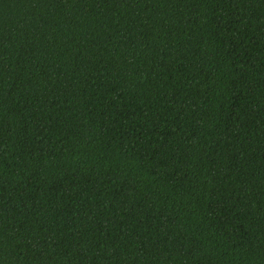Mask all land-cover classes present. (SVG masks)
I'll return each mask as SVG.
<instances>
[{
	"label": "trees",
	"instance_id": "trees-1",
	"mask_svg": "<svg viewBox=\"0 0 264 264\" xmlns=\"http://www.w3.org/2000/svg\"><path fill=\"white\" fill-rule=\"evenodd\" d=\"M0 264H264V0H0Z\"/></svg>",
	"mask_w": 264,
	"mask_h": 264
}]
</instances>
